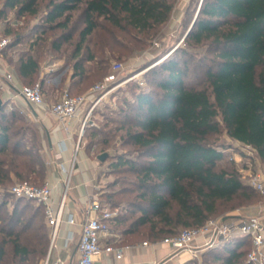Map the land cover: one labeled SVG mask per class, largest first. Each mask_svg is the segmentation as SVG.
<instances>
[{
	"label": "trees",
	"instance_id": "trees-1",
	"mask_svg": "<svg viewBox=\"0 0 264 264\" xmlns=\"http://www.w3.org/2000/svg\"><path fill=\"white\" fill-rule=\"evenodd\" d=\"M43 1L5 0L1 14L15 10L18 18L35 17ZM177 1L48 0L39 37L44 39L48 31H67L71 13L82 9L85 26L65 61L73 69L69 92L82 95L73 91L111 70L87 46L97 29L106 31L102 44L108 49L118 47L114 33L119 32L142 50L145 40L154 38L170 21ZM195 17L189 22L185 47L148 72L156 88L134 94L135 104L128 107L134 114L121 113L123 121L116 120L121 125L108 132L85 128L82 145L88 152L101 146L97 156L107 153L103 147L111 142L133 147L125 154L107 153V159L111 158L110 171L134 175L140 192L130 198V192L111 191L100 198L111 211L138 209V216L118 213L111 221L121 235L118 245H130L142 237L160 242L216 219L223 206L239 196L249 203L259 195L242 181L235 163L226 160L230 156L226 150L232 147L216 145L211 138L225 132L241 148H251L264 165V0H202ZM5 34L10 36L11 30L7 28ZM69 40L67 33L52 39L45 56L58 55ZM20 43V38L10 40L3 58L20 84L34 85L44 52L31 51L32 45L19 53L15 49ZM189 66L194 81L188 79ZM39 80L43 89L45 79ZM44 142L41 126H29L27 117L5 101L0 109V264H6L7 248L11 264H40L47 257L50 229L44 209L32 200L16 198L9 189L14 178L44 185L49 171ZM31 208L35 211L28 215ZM250 250L249 238L235 237L203 256L213 264H249Z\"/></svg>",
	"mask_w": 264,
	"mask_h": 264
},
{
	"label": "built area",
	"instance_id": "built-area-1",
	"mask_svg": "<svg viewBox=\"0 0 264 264\" xmlns=\"http://www.w3.org/2000/svg\"><path fill=\"white\" fill-rule=\"evenodd\" d=\"M9 43L10 39L8 38L0 39V78L4 80V83H1V91H14L17 97L31 106L32 110L29 112L21 111L30 120L35 119L34 113H36V110L49 113L56 119L59 127L65 133V137L57 142L59 152L56 153L53 159L48 161L49 165L54 164L56 166V173L59 174L62 183L60 200L55 201L53 195L57 185H52L49 181H46L42 186L28 181L18 182L10 189L11 194L16 198L32 200L44 209L45 220L50 229V247L43 264H96L99 258L110 254H114L117 259H122L124 250L130 246H120L117 240L109 241L105 246L101 243L104 239L115 237L111 221L118 214V212L104 207L101 203L99 199L101 188L94 186L95 193L87 197L82 216L69 212L68 203L72 190L71 181L77 168L78 154L82 149L84 131L89 124H93L91 117L95 108L114 89L136 79L137 76L120 78L124 67L122 64H115L112 72L102 82L94 85L88 93L75 96L70 94L68 88H66L57 102L48 104L45 101L40 82L34 85H22L16 80L13 73L4 66V51ZM139 83L144 86L143 82ZM76 122H79V130L75 136L73 129ZM70 148L72 157L69 160V166L66 167L64 163L59 161H61L64 152ZM242 149L248 150L252 155L255 153L248 147ZM232 160L234 158H231ZM62 174L63 178L61 177ZM247 184L264 199L263 172L250 176ZM65 213L67 214L66 219L64 218ZM64 222L79 228L78 257L70 263L61 258L50 262L52 252L57 248L60 228ZM235 237L250 239L251 250L247 255L249 264H264V225L261 218L257 216L243 218L237 215V218L234 217L229 220L211 219L199 228L185 229L176 236L161 240L160 243L170 246L174 253L188 252L195 259L198 257L200 249H213ZM72 239L73 235L69 234L66 238L65 247L69 245ZM199 239H202V242L200 245H196ZM142 246H150V243L143 242Z\"/></svg>",
	"mask_w": 264,
	"mask_h": 264
},
{
	"label": "rangeland",
	"instance_id": "rangeland-1",
	"mask_svg": "<svg viewBox=\"0 0 264 264\" xmlns=\"http://www.w3.org/2000/svg\"><path fill=\"white\" fill-rule=\"evenodd\" d=\"M5 0H0V39L1 38H8L11 41L20 38L21 43L16 47L17 52H24L30 49V47H33L30 49L31 51H34L35 49H40V52H44V56L39 60L41 64V70H40V76L34 81L35 83L39 82L40 77L43 76L42 72L43 68H49L48 66L52 65L54 66L55 61H61V65L65 66V61L68 59V56L71 54V52L75 49V46L77 44V41L79 40V33L84 28V19L82 17V9L76 10L73 13H71V23L68 26L67 31H48L47 36H45L44 39H40L39 34L41 30L40 28H43L42 26L44 23V16H45V7L48 3V0H45L41 4L40 8V14L37 16H28L18 18L16 16L15 10L12 11H6L4 14H1L4 10L3 4ZM202 0H178L172 17L170 21L163 26L158 33L154 36V38L150 40H145L147 46H145L142 50L137 49V44L134 43L130 37H127L123 35L122 33L115 32L114 36H116L117 40L120 41L117 48L108 49L104 46L103 40L106 39V31L99 28L97 29L94 34L88 39L87 46L89 48L92 47V50H95L96 57L100 59H105V63L110 67L111 70L105 73H102L98 79L95 82H92L91 84H87L84 87L81 88V90L73 91L77 94H86L88 93L91 88L102 82L104 78H106L111 72L112 68L115 64H122L124 67L123 73L120 75L121 77L128 78L130 76H137L136 79L131 80L127 82L126 84L122 85L119 88L114 89L94 110L91 121L93 124H89L88 127H94L96 129H99L101 131H109L114 130L115 128L119 127L116 120H122L120 119L121 113H131L134 114L132 110L129 111L128 107L133 106L135 104L134 100V94L136 92H140L142 90H149L156 88L155 85L152 83V78L148 77V72L158 67L161 62L166 60L169 57H173L174 55L177 56V52L175 50L177 48H184L185 42L184 39L187 35V29L189 27V22L193 20V18L197 15V11L201 5ZM197 12V13H196ZM99 23L102 25H107L102 19H99ZM9 28L11 30V35L7 36L5 34V30ZM34 32H37L36 34ZM69 34L70 40L66 41L65 44H63L62 52L57 54H50L45 56V51L47 44L51 42L52 39L56 38L60 34ZM38 40V41H36ZM40 40V41H39ZM96 47H94L95 45ZM38 44V45H35ZM113 44V43H112ZM35 45V46H34ZM43 46V47H42ZM65 50V51H64ZM64 51V53H63ZM10 55V53H8ZM58 56V57H57ZM84 56H87V52H85ZM18 57V54L16 55V59ZM6 58H4V66L13 73L12 67L8 66L6 63ZM49 71V69H48ZM187 76L188 79L192 81L195 80L193 78L194 71L193 67L189 66L187 70ZM46 77L49 75H45ZM44 76V77H45ZM139 82H143L144 86H141ZM136 84H139L141 87H137ZM60 91L58 94H54L51 96L52 98L50 100H59L58 98L61 96V93L64 91L65 86L64 84H60ZM48 86V85H46ZM44 92V98L48 95H50V89L49 87H43ZM69 90V89H68ZM55 95V96H54ZM83 95V94H82ZM57 102V101H55ZM54 102V103H55ZM128 102V103H126ZM12 106L16 109V111L19 112L20 115H24L21 110L17 107L15 102H12ZM26 116V115H24ZM27 117V116H26ZM123 121V120H122ZM27 123L32 128H39L40 124L34 123L32 120H30L27 117ZM17 126H21L18 124ZM127 128V126L125 125ZM39 131V130H38ZM91 130L89 129L87 133H89ZM40 133V132H39ZM119 133V132H118ZM114 134V131H112L111 135ZM121 133L118 134V136ZM116 140H119L117 138ZM212 141H216V145L224 146L225 148L232 147V151H230V156L228 155L226 160L231 163H235V165L238 167L239 172L241 174L242 181L247 184L249 177L258 173L263 172L264 173V165L262 162L257 159L255 153L254 155L250 154L248 150H243L240 147H235L233 144V141L226 135L225 132L220 134L218 137L215 136L211 138ZM120 141H117L116 143L111 142V146L103 147V150H107V153L109 155L114 154V152H117L119 154H125L133 150V147L131 145H127L125 147L120 146ZM116 146V151L113 150V146ZM101 149V146H98L96 150H92L88 152L90 157L93 159H97V151ZM229 152V151H228ZM227 152V153H228ZM45 160L46 165L49 169V164L46 159ZM231 158H234V160L231 161ZM98 161V160H97ZM100 167L98 169V175L100 176L101 181V194H105L107 192L111 191H125L132 193L130 198H133L135 195H137L140 190L138 189L136 183H134V175L130 173H124V172H112L109 170V164L111 163V158L107 159L105 162L101 163L98 161ZM20 182L19 179L14 178L13 183L9 186V189L13 187L16 183ZM248 185V184H247ZM251 188V187H250ZM251 190H253L251 188ZM250 190V191H251ZM133 191V192H132ZM254 191V190H253ZM255 192V191H254ZM256 193V192H255ZM139 202L136 200V203ZM135 203V204H136ZM124 204V203H123ZM125 205V204H124ZM11 208V206H10ZM254 208H258L259 211L264 212V199L260 197L259 195L253 197L251 201L248 203L245 201V199L241 196L236 198L234 201L225 204L222 208V215L216 217V219L235 215V214H248V210H253ZM28 215L31 214V212H34V208L29 209ZM138 209L134 208H119L118 210H114V212H118L119 214H126L131 215L130 212H133L135 215L138 216L139 213L137 211ZM253 217V216H251ZM259 217V216H257ZM40 218V215H39ZM39 220V219H38ZM229 220V219H225ZM262 224L264 225V222L261 220ZM127 225V224H126ZM124 225V226H126ZM122 227V226H121ZM120 229V228H119ZM183 231V230H182ZM119 233V231H117ZM2 239V236L0 235V241ZM152 242L147 237H142L139 242ZM7 256H6V264H11V249L7 248ZM211 249L202 248V253H198V257L185 263V264H213L209 263L211 262V259H208L207 262L205 261V257L203 256L206 252L210 251ZM44 260L40 263L43 264Z\"/></svg>",
	"mask_w": 264,
	"mask_h": 264
},
{
	"label": "crops",
	"instance_id": "crops-1",
	"mask_svg": "<svg viewBox=\"0 0 264 264\" xmlns=\"http://www.w3.org/2000/svg\"><path fill=\"white\" fill-rule=\"evenodd\" d=\"M49 68H43L42 73L43 76L40 79H45V87H49L50 95L45 97V101L48 104H52L58 100H50L54 94H58L60 91V84H64V88H68L71 80V76L73 74V69L70 65H61V61H55L54 66H48ZM49 69V71H48ZM12 73V72H11ZM49 75V76H45ZM45 76V77H44ZM4 80L0 78V96L2 99L9 100L10 104L15 102L17 107L24 112H29L32 110L31 106L27 105L21 98L16 96L14 91H1V83ZM48 85V86H46ZM5 96L6 98H4ZM55 96V95H54ZM60 99V97L58 98ZM35 121L39 123L42 128V133L45 135V154L46 159L51 160L54 158L56 153L59 152V147L57 142L62 140L65 137L64 131L59 127L56 119L50 115L49 113L36 110ZM79 130V122L74 124L73 132L76 136ZM235 147H242L239 143L233 142ZM228 153H231V148L226 150ZM72 157L71 148L64 152L63 157L61 159V163H64L66 167L69 166V160ZM98 159H93L88 154V151L85 148V143L82 145V149L78 154V164L77 168L74 172L71 187L72 190L70 192V201L68 203L69 212L78 214V216H82V210L85 206L86 199L89 195L95 193L94 186L101 187V179L98 175V169L100 167ZM102 163V162H101ZM63 178V174L61 175ZM52 185H57L53 191L55 201H59L62 192V183L59 179V174L56 173V166L54 164L49 165L48 177L47 180ZM99 195V199L101 198ZM248 214H238L243 218H248L251 216H259L261 220L264 222V212L259 211L258 208H254L253 210H248ZM237 218V214L232 215ZM65 219L67 218V214L65 213ZM69 234L73 235L72 241L69 243L67 247L66 238ZM114 238L104 239L101 241L102 245H107L109 241L121 240L120 233L114 231ZM78 241H79V228L77 226H71L67 222H64L60 228L59 238L57 240V248H55L51 255V261L53 262L57 258H61L66 260L67 262H73L78 257ZM147 242V241H144ZM202 239H199L196 242V245H200ZM143 242L132 243L124 250V254L122 259H117L114 254L104 255L99 258L96 264H152V263H163V264H185L194 259L192 254L188 252H178L174 253L170 246L166 244H162L160 242H149L150 246L143 247ZM123 246V245H120ZM127 246V245H124ZM198 253H202L201 249Z\"/></svg>",
	"mask_w": 264,
	"mask_h": 264
},
{
	"label": "water",
	"instance_id": "water-1",
	"mask_svg": "<svg viewBox=\"0 0 264 264\" xmlns=\"http://www.w3.org/2000/svg\"><path fill=\"white\" fill-rule=\"evenodd\" d=\"M198 12H199V9H198ZM197 14H198V13H197ZM195 19H196V17H195ZM194 21H195V20H194ZM194 21H193V23H192V25H191L189 31H190L191 28L193 27V25H194ZM4 104H5V101H4V100L2 99V97L0 96V109L3 108ZM107 157H108V154H107V153H104V154L99 155V156L97 157V159H98L100 162L103 163V162H105V160L107 159Z\"/></svg>",
	"mask_w": 264,
	"mask_h": 264
}]
</instances>
